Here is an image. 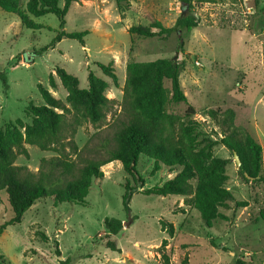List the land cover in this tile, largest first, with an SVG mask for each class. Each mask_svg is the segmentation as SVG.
I'll return each instance as SVG.
<instances>
[{
    "label": "rangeland",
    "instance_id": "rangeland-1",
    "mask_svg": "<svg viewBox=\"0 0 264 264\" xmlns=\"http://www.w3.org/2000/svg\"><path fill=\"white\" fill-rule=\"evenodd\" d=\"M119 2L75 0L65 16L64 30L88 31L84 44L62 39L39 55L35 52L47 46L59 31L56 17L31 18L41 27L31 30L23 27L15 14L0 10V74L6 77V84L0 79V130L17 119L30 123L25 113L28 104H44L39 85L64 101L66 93L55 76V67L75 76L81 89L87 88L89 72L103 78L108 83L106 96L119 104L127 63L173 58L182 65L179 85L187 104L168 103L167 111L183 115L190 105L195 110L192 119L200 124L202 133L218 141L220 130L206 112L232 109L235 125L262 148L260 175L264 177V28L256 25L264 0H193L191 12L199 21L196 28L153 38L130 36L127 31L131 26L154 22L172 26L180 14V0ZM97 63L112 65L117 86L101 73ZM50 74L56 82L54 89L48 84ZM163 86L169 89L170 83L165 80ZM118 112L119 107H115L107 116L108 126L90 145L112 136ZM94 132L90 124L78 127L74 137L77 147L81 149ZM25 148L28 158L18 156L15 165L32 173L38 170L40 159L55 156L34 146ZM212 154L228 160L225 188L233 202L248 203L236 209L230 202L228 209H220L227 220H217L207 228L196 210L183 205L182 197L139 193L172 178L179 170L161 166L152 172L153 161L145 156H140L137 164L143 187L135 185L137 191L130 199L128 214L122 205V185L125 179L130 186L134 182L114 161L101 167V179L92 180L85 205L53 206L52 198L40 199L19 224L7 226L0 235V264H60L66 258L69 264H165L162 252L168 264H236L237 259L245 264H264V222L259 217L264 211V184L243 180L232 153L222 145L216 144ZM11 217L7 195L0 191V226ZM105 218L122 222L120 232L107 237L116 242L119 252L104 248ZM160 220L173 225V237L161 230ZM39 232L48 242L41 241ZM164 239L167 245L161 251ZM57 246L59 257L54 254Z\"/></svg>",
    "mask_w": 264,
    "mask_h": 264
},
{
    "label": "trees",
    "instance_id": "trees-1",
    "mask_svg": "<svg viewBox=\"0 0 264 264\" xmlns=\"http://www.w3.org/2000/svg\"><path fill=\"white\" fill-rule=\"evenodd\" d=\"M74 1L27 0L23 5L22 0H0V10L15 14L21 25L31 30L41 28L31 18L49 14L56 17L59 31L47 46L35 52L39 55L62 39L84 44L83 38L88 31L69 33L64 30L65 16ZM192 1L180 0V14L170 27L154 22L148 26H131L127 32L130 36L153 38L178 34L181 29H194L199 21L191 12ZM119 3L116 0V4ZM258 13L256 25L262 29L264 5ZM97 66L117 86L112 65L97 63ZM181 71V63L173 58L127 63L122 99L117 104L115 99L106 96L108 83L103 78L89 72L87 88L81 89L75 76L63 68L55 67V76L66 93L64 101L56 99L45 87L39 85L38 91L44 104H28L25 113L30 123L17 119L14 124L9 123L3 131L0 130V191H5L12 211L10 220L0 226V235L7 226L19 224L24 213L37 200L52 198L53 206L61 203L85 205L92 180L101 179V167L114 161L121 164L124 173L134 182L130 186L129 180L125 179L122 185V205L129 214L130 199L137 191L135 185L139 183L140 188L143 187V179L137 171L140 156L153 161L152 172L158 171L161 166L168 170H179L172 178L141 189L139 193L182 197L183 205L196 210L207 228L217 220H227L220 209H228L230 202L234 201L230 191L225 188L228 160L214 157L212 148L220 144L232 154L235 153L240 161L238 170L242 179L249 181V177L250 181L264 184V177L260 175L262 148L246 130L235 125V114L230 108L222 111L208 109L206 112V116L220 130L221 138L218 141L202 133L200 124L192 119L195 110L190 105H187L183 115L169 113L166 109L168 103L187 104L179 85ZM0 79L6 84L5 74L1 73ZM165 80L170 83L169 89L163 86ZM48 84L52 89L56 88L52 74L48 76ZM115 107H119V112L113 119L116 129L112 136L90 145L100 130L108 126L107 116ZM83 124H90L95 132L79 149L74 137L77 128ZM25 145L52 152L55 156L40 159L38 170L32 173L24 166L15 165L18 156L28 158ZM233 203L236 209L248 205L246 201ZM259 217L264 222V211H260ZM159 224L163 232L173 237L174 228L171 223L160 220ZM103 225L106 238L117 235L123 228L122 222L115 218H105ZM37 234L42 242H48L44 233ZM166 245L167 240H162L159 250H164ZM104 248L119 252L116 242L108 238ZM54 254L60 256L58 246ZM161 257L168 264L164 252ZM59 263L69 264V258ZM236 264L245 262L237 259Z\"/></svg>",
    "mask_w": 264,
    "mask_h": 264
},
{
    "label": "water",
    "instance_id": "water-1",
    "mask_svg": "<svg viewBox=\"0 0 264 264\" xmlns=\"http://www.w3.org/2000/svg\"><path fill=\"white\" fill-rule=\"evenodd\" d=\"M232 155H233V159H234L235 165H236L237 167H239V166H240V161H239L237 155H236L235 153H233ZM246 177H247V176H246ZM247 178L251 180V178H249V177H247Z\"/></svg>",
    "mask_w": 264,
    "mask_h": 264
},
{
    "label": "built area",
    "instance_id": "built-area-1",
    "mask_svg": "<svg viewBox=\"0 0 264 264\" xmlns=\"http://www.w3.org/2000/svg\"><path fill=\"white\" fill-rule=\"evenodd\" d=\"M196 65H199V64L196 62Z\"/></svg>",
    "mask_w": 264,
    "mask_h": 264
}]
</instances>
